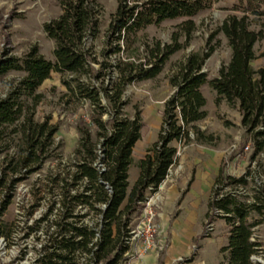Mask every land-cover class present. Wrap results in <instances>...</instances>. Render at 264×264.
Here are the masks:
<instances>
[{
    "label": "trees",
    "instance_id": "trees-1",
    "mask_svg": "<svg viewBox=\"0 0 264 264\" xmlns=\"http://www.w3.org/2000/svg\"><path fill=\"white\" fill-rule=\"evenodd\" d=\"M55 1L58 13L41 23L44 34L53 42L52 58L44 57L35 46L21 55L0 57V74L22 72L0 96V134L11 124V131L20 134L18 152L7 160L0 174V189H5L0 214L14 182L39 167L48 155L56 126L47 124L46 119L34 120L30 108L41 96L35 91L37 86L50 72H57L64 93L88 102V121L78 118L74 147L65 160H58L59 171L47 174L58 189L57 206L54 218L48 220L50 207L35 227L30 226L33 231L39 221L45 223L35 261L121 264L129 247L131 213L147 193L157 188L174 161L176 148L169 142L188 140L190 127L197 141L209 143L211 134H203L194 124L206 115L200 85L207 83L214 91V102L223 99L236 107L240 124L251 137V159L264 146V65L251 63L256 56L253 43L261 37L262 29L250 26L264 13V0H239L231 8L240 14H227L209 33L211 39L221 31L229 48L227 61L219 63L214 76L208 78L202 65L215 44L189 51L176 63L168 76L173 90L163 101L157 136L136 160L137 175L129 188L127 170L141 122L137 111L131 117L123 112L124 87L156 75L168 55L182 45L175 34L170 42L151 38L139 44L138 33L164 18L185 16L179 26L187 41L194 28L191 16L215 0H115L104 43L98 50L93 49L92 39L98 32L99 2ZM27 97L30 104L24 102ZM7 169L22 171L8 179ZM206 207L228 226L226 243L221 246L223 264H252L250 256L260 246L253 238V228L264 222V159L256 160L254 168L247 167L240 174L225 172L219 166ZM80 208L84 211L79 212ZM88 213L89 222L84 220Z\"/></svg>",
    "mask_w": 264,
    "mask_h": 264
},
{
    "label": "rangeland",
    "instance_id": "rangeland-1",
    "mask_svg": "<svg viewBox=\"0 0 264 264\" xmlns=\"http://www.w3.org/2000/svg\"><path fill=\"white\" fill-rule=\"evenodd\" d=\"M97 1L100 13L98 32L92 39L94 50L100 49L104 43L106 26L116 5L115 0ZM238 1L215 0L210 7L192 15L194 28L187 41L179 26L185 16L164 18L139 31V44L151 38L170 42L175 34L182 45L168 55L156 75L132 81L124 87L123 112L131 117L137 111L141 122L140 135L131 148L127 188L137 175L136 160L157 136L163 101L173 90L168 76L189 51L206 49L209 44L215 46L205 58L202 69L208 78L217 73L219 63L228 59L229 48L221 31H217L211 39L208 36L227 14H240V11L231 8ZM261 8L264 12V5ZM58 11L55 0H0V57L5 54L21 55L35 46L40 54L51 59L53 42L44 34L41 23ZM250 26L262 29L261 37L253 43L256 56L251 63L253 66L264 65V13L255 17ZM21 73L9 70L0 74V96ZM64 90L59 82V73L54 71L35 89L41 96L30 108L32 118L37 121L46 119L47 124L55 125L56 129L51 135L48 155L39 167L21 175L7 196L9 200L0 214V264H36L45 223L39 221L33 231H30V226L35 227L50 207L48 220L55 216V200L58 197L55 192L58 189L52 185L47 174L59 171L61 164L58 160H65L74 147L78 137V118L88 121V102L69 97ZM200 90L205 97L203 107L206 115L194 124L203 134H211L207 138L209 143L197 141L190 127H187L188 140L169 142L176 148L174 161L157 188L147 193L131 213L129 247L121 264L225 262L221 246L226 243L228 226L222 217L209 213L206 207L213 177L219 166L231 174H240L247 167L254 168L256 160L264 159V146L251 159V137L240 124L236 107L227 105L223 99L214 102L215 93L207 83L200 85ZM24 102L30 104L31 101L27 97ZM12 128L14 124L7 125L0 134V174L7 160L16 155L20 147V134L11 131ZM20 172L7 169L5 177L9 179ZM4 193L2 186L0 199H3ZM81 211L84 208H80ZM90 217L88 213L84 220L89 222ZM253 238L260 242V246L251 254L250 260L252 264H264V222L253 228Z\"/></svg>",
    "mask_w": 264,
    "mask_h": 264
},
{
    "label": "built area",
    "instance_id": "built-area-1",
    "mask_svg": "<svg viewBox=\"0 0 264 264\" xmlns=\"http://www.w3.org/2000/svg\"><path fill=\"white\" fill-rule=\"evenodd\" d=\"M3 95H4V93H3ZM3 95H2V96H3ZM246 147H247V144H246V145H244V148H246ZM259 177H260V176H259ZM258 181H259V179L257 180V182H258Z\"/></svg>",
    "mask_w": 264,
    "mask_h": 264
}]
</instances>
